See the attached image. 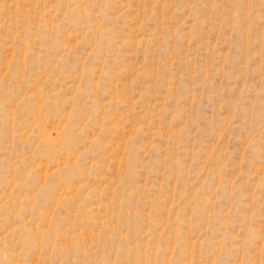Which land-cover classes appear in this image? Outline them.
<instances>
[{
  "label": "rangeland",
  "instance_id": "1",
  "mask_svg": "<svg viewBox=\"0 0 264 264\" xmlns=\"http://www.w3.org/2000/svg\"><path fill=\"white\" fill-rule=\"evenodd\" d=\"M0 264H264V0H0Z\"/></svg>",
  "mask_w": 264,
  "mask_h": 264
}]
</instances>
